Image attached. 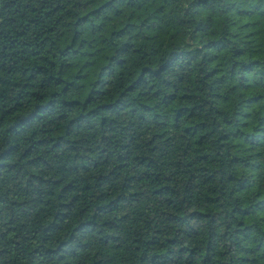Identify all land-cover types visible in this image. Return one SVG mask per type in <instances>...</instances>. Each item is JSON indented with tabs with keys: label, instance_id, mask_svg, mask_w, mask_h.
Instances as JSON below:
<instances>
[{
	"label": "trees",
	"instance_id": "1",
	"mask_svg": "<svg viewBox=\"0 0 264 264\" xmlns=\"http://www.w3.org/2000/svg\"><path fill=\"white\" fill-rule=\"evenodd\" d=\"M0 264H264V0H0Z\"/></svg>",
	"mask_w": 264,
	"mask_h": 264
}]
</instances>
